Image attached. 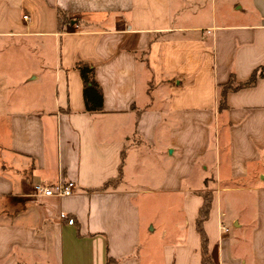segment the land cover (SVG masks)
Returning a JSON list of instances; mask_svg holds the SVG:
<instances>
[{
  "label": "crops",
  "instance_id": "obj_1",
  "mask_svg": "<svg viewBox=\"0 0 264 264\" xmlns=\"http://www.w3.org/2000/svg\"><path fill=\"white\" fill-rule=\"evenodd\" d=\"M204 191L213 263L264 264V0H0V264H203Z\"/></svg>",
  "mask_w": 264,
  "mask_h": 264
},
{
  "label": "trees",
  "instance_id": "obj_2",
  "mask_svg": "<svg viewBox=\"0 0 264 264\" xmlns=\"http://www.w3.org/2000/svg\"><path fill=\"white\" fill-rule=\"evenodd\" d=\"M62 18H59V24H61ZM77 68L83 80V96L85 101L86 110L89 112L101 111L103 105V95L99 83L94 77V68L91 64L85 62H78ZM263 72H253L249 79L245 82L235 83L233 76H231L229 82L220 87L219 91V109L226 108L225 96L227 92L231 90H237L243 87L251 86L255 83L257 78L261 76ZM202 195V204L198 211V216L196 219V228L200 236L201 241V255L203 264H214L211 256L207 249V236L203 229V222L207 219L209 215V210L211 207L212 193L210 191H204Z\"/></svg>",
  "mask_w": 264,
  "mask_h": 264
},
{
  "label": "built area",
  "instance_id": "obj_3",
  "mask_svg": "<svg viewBox=\"0 0 264 264\" xmlns=\"http://www.w3.org/2000/svg\"><path fill=\"white\" fill-rule=\"evenodd\" d=\"M27 18V16H25ZM75 183L73 181L58 182L54 185H49L45 182H40L35 185L34 193L37 196H58L68 197L73 195L75 191ZM223 231L226 230L225 226H221Z\"/></svg>",
  "mask_w": 264,
  "mask_h": 264
}]
</instances>
